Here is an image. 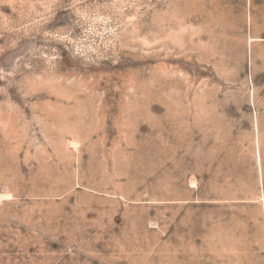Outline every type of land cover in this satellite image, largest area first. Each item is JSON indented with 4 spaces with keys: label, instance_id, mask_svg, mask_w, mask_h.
Masks as SVG:
<instances>
[{
    "label": "rangeland",
    "instance_id": "rangeland-1",
    "mask_svg": "<svg viewBox=\"0 0 264 264\" xmlns=\"http://www.w3.org/2000/svg\"><path fill=\"white\" fill-rule=\"evenodd\" d=\"M0 264H264V0H0Z\"/></svg>",
    "mask_w": 264,
    "mask_h": 264
}]
</instances>
